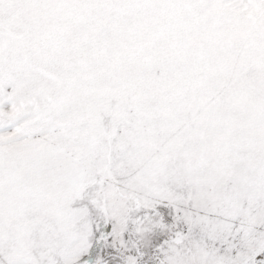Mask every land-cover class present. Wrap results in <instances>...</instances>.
Returning <instances> with one entry per match:
<instances>
[{
	"label": "snow or ice",
	"instance_id": "snow-or-ice-1",
	"mask_svg": "<svg viewBox=\"0 0 264 264\" xmlns=\"http://www.w3.org/2000/svg\"><path fill=\"white\" fill-rule=\"evenodd\" d=\"M0 264H264V0H0Z\"/></svg>",
	"mask_w": 264,
	"mask_h": 264
}]
</instances>
